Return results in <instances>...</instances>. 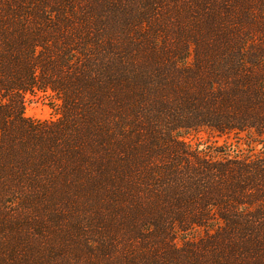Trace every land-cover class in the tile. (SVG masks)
<instances>
[{"label": "trees", "instance_id": "1", "mask_svg": "<svg viewBox=\"0 0 264 264\" xmlns=\"http://www.w3.org/2000/svg\"><path fill=\"white\" fill-rule=\"evenodd\" d=\"M0 264H264V0H0Z\"/></svg>", "mask_w": 264, "mask_h": 264}, {"label": "rangeland", "instance_id": "2", "mask_svg": "<svg viewBox=\"0 0 264 264\" xmlns=\"http://www.w3.org/2000/svg\"><path fill=\"white\" fill-rule=\"evenodd\" d=\"M24 114L33 120H54L58 118L57 112L47 104V99L40 93L26 94L24 97ZM243 137V135L241 136ZM183 141L192 148L204 149L208 145L217 147L227 146L233 149L234 136H215L208 131H191L182 137ZM240 148L246 149L240 142ZM259 146L256 147V150Z\"/></svg>", "mask_w": 264, "mask_h": 264}]
</instances>
